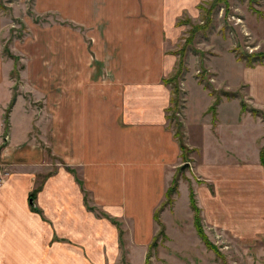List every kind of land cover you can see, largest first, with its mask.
<instances>
[{
    "label": "crops",
    "instance_id": "crops-1",
    "mask_svg": "<svg viewBox=\"0 0 264 264\" xmlns=\"http://www.w3.org/2000/svg\"><path fill=\"white\" fill-rule=\"evenodd\" d=\"M203 1L207 0L51 1V11L68 22L67 39L60 37L59 27L53 28V54L42 61L52 70L41 66L42 70L29 73L17 71L15 81L28 80L25 92L33 102L14 92L11 66L0 69V163L8 172L0 186V259L12 256L19 264L23 256L25 264H85L84 255L102 256L109 236L115 244L117 234L87 207L103 208L111 218H127L138 231L141 224L153 221L181 152L167 128L170 93L161 79L172 71L174 58L165 50L182 40L185 28L175 24L177 19L197 16L196 6ZM226 50L213 57L222 53L239 63L237 88L245 85L261 111L249 109L261 113L264 121V60L246 66ZM187 75L181 81L188 85L181 139L198 155L196 174L214 184L261 183L260 200H264V170L259 162L264 147L262 124L249 157L246 146L251 134L242 124L246 117L241 116L240 101L235 112L239 117L231 123L221 127L226 120L220 121L218 115L225 102L236 97L219 98L213 119L205 114L208 118L202 121L215 93L195 84L194 74ZM193 93L198 100L197 118L210 133V146L203 132L196 136L195 145L186 143L188 125L196 121L189 106ZM226 142L241 149L229 152L223 147ZM211 146V156L215 148L222 156L218 163L204 156ZM81 189L87 192V200ZM217 208L211 204L212 212L218 211L209 219L214 224L221 221Z\"/></svg>",
    "mask_w": 264,
    "mask_h": 264
},
{
    "label": "rangeland",
    "instance_id": "rangeland-1",
    "mask_svg": "<svg viewBox=\"0 0 264 264\" xmlns=\"http://www.w3.org/2000/svg\"><path fill=\"white\" fill-rule=\"evenodd\" d=\"M51 1L0 0V23L3 25L0 29V69L7 70L11 66L9 76L12 81L16 82L13 90L24 96L27 102H33L27 99V88L24 84L28 80L24 79V84L15 81L17 71L25 69L24 71L29 73L30 70H42L41 66H44V70H52L51 64L42 63V61L45 56L50 57L53 54L54 48L51 46L54 37L53 28L59 27L60 37L64 36L65 40L67 39L68 22L61 17L62 15L57 16L51 11ZM211 2L212 0L203 1L200 5L207 9ZM225 2L226 7L222 4L223 2H218L213 6L208 17V29L205 32H197L193 28L191 35L189 32L186 34L189 26L182 24L185 30L181 38H190L188 44L180 40L177 45L165 50L166 52L168 50L174 58V64L172 71L164 78L174 74L180 59L183 67V72L177 81L165 85L169 89V98L176 101L175 110L172 107L171 111L166 112L167 128L172 131L173 135L177 133L180 137H178L179 141L183 144L181 128L185 120L183 109L186 104L188 85L185 86L181 81L186 74L189 76L194 74L196 82L198 77L202 80L201 83L195 82V84L207 86L218 98H223L222 93L225 89L230 94L234 92L236 100L225 102L224 107L219 111L220 121L226 120L225 123H221V127L227 122L231 123L234 117H239L235 115L237 102L244 104L245 110L240 109L243 112L241 116L252 119L251 122L255 123V125L250 124L246 118L242 123L244 126L248 125L245 129L251 134L247 136V139L250 137V143L248 142L246 146L247 156L250 157L254 150L255 136L258 135L261 124L264 128V121L260 116L261 113L254 111L253 114L249 108L260 109L257 103L247 95L245 85L237 88L241 79L239 63H233L222 53H217L216 57L213 56L217 51L226 49L233 56L264 53V38L262 37L264 28L263 31L261 28V24H264V15H261L264 14V0H225ZM203 14L198 10L197 16L189 19V25L200 24ZM185 18L187 19L182 16L178 19ZM80 30L83 35V29L80 28ZM83 40H85L84 37ZM180 47L184 52L179 57ZM87 49H89L88 45ZM192 50H196L195 53ZM240 63H244L243 60ZM152 69L151 65L150 71ZM46 81L49 82L48 79L43 80L47 83ZM43 88L48 89L47 84L43 85ZM189 106L192 110L191 117L196 118V121L188 125L186 143L195 145L196 136L200 138L203 132L202 136L208 138L206 145L210 146V133L197 118L198 100L194 93L190 95ZM37 107L41 109L42 105L38 103ZM203 113L202 121H205L204 118L210 117L211 114L208 111ZM199 117H201L200 114ZM222 131L220 129L221 134ZM257 143L258 140L255 143L258 147L260 144ZM235 146L231 142L223 145L229 152L232 151L231 149L236 150ZM212 149L211 146L209 150H206L204 156L218 163L217 161H221L222 156H219L216 148L214 156H211ZM252 156L256 158V152ZM179 158L178 163L171 168L170 181L166 184L163 198L153 211V213L158 212L159 225L151 221L148 226L141 224L142 228L138 231L134 229L135 224L129 219L111 218L105 216L109 214L107 210L102 212L103 208L97 207L100 211L92 208L93 216L99 220H106V226L109 230H113L114 236L117 234V240L114 244L113 237L109 236L107 248H105L106 253L102 256L84 255L85 264H264V200H260L262 184L259 183L256 186L254 181L249 185L205 182L194 170L195 164L199 162L196 151L193 152L192 149L185 147L183 151L181 150ZM51 160L53 161V158ZM75 177L79 179L78 174ZM252 177L254 178L255 175ZM236 178L241 179L242 176L236 174ZM253 178L251 179L254 180ZM174 179L176 188L173 193L165 197ZM77 183L81 184V181L77 180ZM81 193H83V199L87 200V192L81 189ZM190 197L194 200L196 207L198 205V212L192 211L189 203ZM212 203L219 210L220 223L214 224L209 221L218 212H212ZM194 213L197 214V219H194ZM197 223L204 236L203 240L195 230ZM109 234H111L110 231ZM22 259L23 256L18 261L19 264H25ZM2 260L3 258L0 259V264H14L12 256L5 258V261Z\"/></svg>",
    "mask_w": 264,
    "mask_h": 264
},
{
    "label": "trees",
    "instance_id": "trees-1",
    "mask_svg": "<svg viewBox=\"0 0 264 264\" xmlns=\"http://www.w3.org/2000/svg\"><path fill=\"white\" fill-rule=\"evenodd\" d=\"M218 2H223L222 4L224 5V7H226V2H225V0H212V2H211V4L208 6V8L206 9V8H203L200 4L199 5H197L196 7H197V10H199V11H201V12H203L204 14H203V16H201V23L200 24H195V25H193V26H191V25H189V19L187 18H185V19H183V20H180V19H178L177 21H176V25L177 26H180V25H182V24H187L188 26H189V29L186 31V34L189 32V35H191L192 33H191V31H192V29L194 28L195 29V31H197V32H205L207 29H208V25H209V20H208V17H209V15H210V11H211V9H213V6L216 4V3H218ZM183 43L184 44H188V41L190 40V38H186V37H184L183 39ZM183 44V45H184ZM4 51H6V49L4 48ZM194 53H195V51L196 50H192ZM182 52H184V50H183V48L182 47H180L179 49H178V56L180 57L181 56V54H182ZM236 57V59L238 60V61H241V60H243V62L245 63V65L246 66H253L254 64H257V63H260L261 61H263L264 60V53H259V54H249V55H237V56H235ZM175 71V72H174ZM173 72H174V74L172 75V76H170V77H168V78H164V79H161V82L164 84V85H167V84H169V83H175L176 81H177V78H179L180 76H181V74H182V72H183V67H182V62H181V59L177 62V65H176V67H175V70H174ZM199 79H198V83H201L202 82V80H200V77H198ZM202 87L203 88H205L209 93H211V95L212 94H214L213 93V90H210V89H208L207 88V86H205V85H202ZM223 94V97H225V98H233L234 97V94H230V93H228V92H224V93H222ZM13 100H14V98H11V100H10V102H9V105H8V107H7V109H6V111L4 112V118H3V120H4V122H5V124H6V118H7V111H8V109H9V107L11 106V104L13 103ZM175 99H171V97L169 98V106H171L170 108L169 107H167L166 108V112L167 111H171V108L173 107V109L175 110ZM218 102H219V98H218V96L216 97L215 96V98H214V100H213V102L211 103V105L207 108V110L206 111H208L210 114H211V116H212V119H213V116H214V110H215V107H216V105L218 104ZM173 105V106H172ZM240 109L241 110H245V106H244V104L243 103H241L240 102ZM251 113H255L254 111L255 110H249ZM167 118V117H166ZM175 135V136H174ZM173 136H174V138L177 140V142H178V144H179V149H180V151L182 150H184V146H183V144L179 141V135H177V133H175ZM181 136V135H180ZM179 137V138H178ZM259 162H260V165L262 166V168H263V170H264V147L263 148H261V150H260V152H259ZM67 171H70V172H72L71 170H68V168H65ZM172 183H171V186L167 189V192H166V194H165V197H167V195H169V194H171V193H173L174 192V189L176 188V180L174 179V180H172L171 181ZM29 198H32V196L30 195V197ZM189 203H190V207H191V209H192V211L193 212H198V207H196V205H195V203H194V200L192 199V197H190L189 198ZM87 209L89 210V211H92V207H87ZM31 210L33 211V212H36V213H38L39 214V212H38V210L36 209V208H33V207H31ZM105 217V216H104ZM197 214H195L194 213V219H197ZM152 219H153V221L156 223V224H158L159 225V222H158V212H154L153 213V216H152ZM195 230H196V232H197V234L198 235H200L202 238V240H203V237L204 236H202V232H201V228L198 226V223L197 224H195Z\"/></svg>",
    "mask_w": 264,
    "mask_h": 264
},
{
    "label": "built area",
    "instance_id": "built-area-1",
    "mask_svg": "<svg viewBox=\"0 0 264 264\" xmlns=\"http://www.w3.org/2000/svg\"><path fill=\"white\" fill-rule=\"evenodd\" d=\"M7 174H8L7 168L0 163V186L3 184Z\"/></svg>",
    "mask_w": 264,
    "mask_h": 264
}]
</instances>
